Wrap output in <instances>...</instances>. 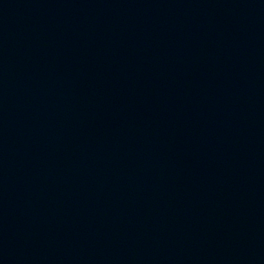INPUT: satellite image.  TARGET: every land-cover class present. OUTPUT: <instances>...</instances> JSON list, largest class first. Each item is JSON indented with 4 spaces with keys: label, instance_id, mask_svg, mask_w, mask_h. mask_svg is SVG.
Masks as SVG:
<instances>
[{
    "label": "water",
    "instance_id": "95a60500",
    "mask_svg": "<svg viewBox=\"0 0 264 264\" xmlns=\"http://www.w3.org/2000/svg\"><path fill=\"white\" fill-rule=\"evenodd\" d=\"M0 174L264 264V0H0Z\"/></svg>",
    "mask_w": 264,
    "mask_h": 264
}]
</instances>
